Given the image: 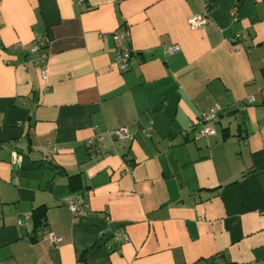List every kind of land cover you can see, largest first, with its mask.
<instances>
[{"label":"crops","instance_id":"1","mask_svg":"<svg viewBox=\"0 0 264 264\" xmlns=\"http://www.w3.org/2000/svg\"><path fill=\"white\" fill-rule=\"evenodd\" d=\"M76 2L0 0V264H264V0Z\"/></svg>","mask_w":264,"mask_h":264},{"label":"built area","instance_id":"2","mask_svg":"<svg viewBox=\"0 0 264 264\" xmlns=\"http://www.w3.org/2000/svg\"><path fill=\"white\" fill-rule=\"evenodd\" d=\"M85 0H77V5L79 7H81L83 5ZM207 11H205L202 14H197V15H193L187 18V24L190 28L194 29V28H202L204 27V25L207 22ZM112 35V39L114 41L117 42V46L115 49V56H114V63L117 67L118 70L120 71H124L127 70V68L129 67V62H130V58H131V48L129 46V43L126 41V37L125 34L115 30L111 33ZM104 34H101V37H104ZM237 35H235L233 37V39H236ZM46 43V39L45 38H39L36 42L35 45H33L32 47H30L29 51L32 53L39 51L40 49H42L44 47ZM180 49L179 45L177 44H171L166 48V53L167 54H172L176 51H178ZM45 58H46V52H42L40 53L37 57L33 58V62L36 64L40 65V69H41V74L42 76H45L46 74V66H45ZM246 101L248 103H255L256 102V98L252 95L247 96L246 97ZM215 117V111L211 110V111H207V112H202L200 113L198 119L196 120L197 122H201L203 123L202 126L200 127V129L198 130V133L195 135V137H198L199 135H203V134H213L214 130L211 126H209L208 124H206L208 121H211L213 118ZM194 122H190L188 124L187 130H190L193 126H194ZM145 134H148L146 130L143 131ZM108 133L111 135H114L116 138H124L129 136L128 133V127L125 125H121L118 126L116 128L113 129H109ZM94 138L98 141H101V136L97 135L96 137H92L89 139V143H92ZM77 201H74L72 199V197H69L67 199V205L70 209V211L73 214L77 213ZM23 224V219L19 218L17 220V225H22ZM46 237L48 239V242L50 244L53 243H57L59 242L61 239L59 237H57L52 231H46ZM116 239L119 240H127L128 237L126 234H117L115 236Z\"/></svg>","mask_w":264,"mask_h":264},{"label":"trees","instance_id":"3","mask_svg":"<svg viewBox=\"0 0 264 264\" xmlns=\"http://www.w3.org/2000/svg\"><path fill=\"white\" fill-rule=\"evenodd\" d=\"M68 179H69V187L72 191H76L81 188V182H80V178L78 174H70L68 176ZM44 215H45V208L42 206L37 207L33 210L32 218L36 226L41 224V222L43 221L42 219L44 218Z\"/></svg>","mask_w":264,"mask_h":264}]
</instances>
